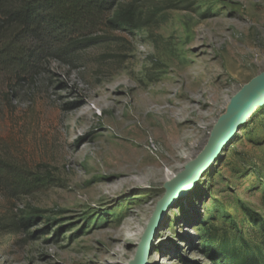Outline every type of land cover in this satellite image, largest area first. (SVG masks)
<instances>
[{"label":"rangeland","instance_id":"374dc122","mask_svg":"<svg viewBox=\"0 0 264 264\" xmlns=\"http://www.w3.org/2000/svg\"><path fill=\"white\" fill-rule=\"evenodd\" d=\"M115 11L130 13L138 29L111 24ZM84 36L94 44L69 65L44 50L33 81L8 83L3 74L0 264H128L167 180L111 190L116 179L101 175L99 153L129 141L142 147L139 137L122 136L133 123L143 128L141 99L218 89L202 118H190L169 182L206 146L231 99L264 72V0H122ZM102 98L115 114L96 104ZM147 145L154 157L157 142ZM118 232L137 238L120 254L105 249ZM224 243L243 257L256 251L248 263L264 264V107L167 209L148 264H231Z\"/></svg>","mask_w":264,"mask_h":264},{"label":"trees","instance_id":"16d2710c","mask_svg":"<svg viewBox=\"0 0 264 264\" xmlns=\"http://www.w3.org/2000/svg\"><path fill=\"white\" fill-rule=\"evenodd\" d=\"M120 1L0 0V83L5 81L3 74L8 83L21 75L33 81L37 77L33 67L44 50L50 52L46 57L69 65L75 53L94 44L84 33L95 27L102 13H109ZM114 16L111 22L114 26L138 29L130 13L115 11ZM225 247L231 264H249L248 258H256L253 249L250 257H243L245 252L229 250L226 243L222 249Z\"/></svg>","mask_w":264,"mask_h":264},{"label":"bare ground","instance_id":"6f19581e","mask_svg":"<svg viewBox=\"0 0 264 264\" xmlns=\"http://www.w3.org/2000/svg\"><path fill=\"white\" fill-rule=\"evenodd\" d=\"M217 91L218 89H212L210 92L206 91L205 95L197 96L183 94L182 100L175 101L166 98L159 103L141 99L138 102V108L139 115H143L144 118L141 123L143 128L133 123L122 136L129 139L139 137L140 144L138 146L142 147H133V141H129V143H118L115 150L104 149L99 153V156H102V159L100 157L99 159L103 160L105 164L101 175H110L108 178L116 179L114 186L110 184V189L112 190L114 187L142 188V185L148 182H164L166 180L168 182V179L170 180L167 173L168 167L174 165L178 157L182 155L180 154L181 148L187 143L186 134L192 127L190 118L197 115L201 119L202 110L208 105V97L212 99L216 96ZM106 101V98H102L96 101V104L115 114L117 112L115 106L109 102L106 103ZM160 116L164 118V123L160 120ZM147 118L149 120H146ZM149 137L152 141L157 142V149L153 151L154 157L149 154L147 147ZM121 174H123L122 177H120ZM99 187L102 190L108 188V185ZM119 236V232L115 235H107L105 249L109 247L110 250L120 254L122 248L127 245L128 238L137 239L134 234L129 232L123 237L120 236L121 239L118 238Z\"/></svg>","mask_w":264,"mask_h":264},{"label":"water","instance_id":"95a60500","mask_svg":"<svg viewBox=\"0 0 264 264\" xmlns=\"http://www.w3.org/2000/svg\"><path fill=\"white\" fill-rule=\"evenodd\" d=\"M263 105L264 72L243 86L231 99L226 112L210 128L206 146L200 154L190 161L182 172L164 184L165 194L156 204L141 236L134 259L128 264H148L154 235L167 209L176 198L184 196L195 185L221 155L224 147L235 137L239 128Z\"/></svg>","mask_w":264,"mask_h":264}]
</instances>
